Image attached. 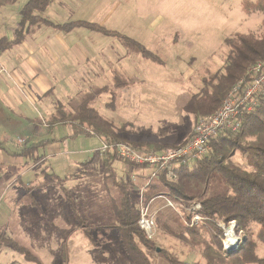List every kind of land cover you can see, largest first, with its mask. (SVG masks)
I'll use <instances>...</instances> for the list:
<instances>
[{
    "label": "rangeland",
    "instance_id": "374dc122",
    "mask_svg": "<svg viewBox=\"0 0 264 264\" xmlns=\"http://www.w3.org/2000/svg\"><path fill=\"white\" fill-rule=\"evenodd\" d=\"M67 1L75 0L62 2ZM78 1L75 5L78 7L75 8L74 5L73 7L78 13L80 12L82 17L108 23L107 28L137 41L152 53V58L135 55L134 48L131 53L118 39L103 38L87 30H76L70 35L59 32L61 37L55 39L57 52H59V47L63 52L71 51L70 44L73 42L71 40L78 39V42L82 41L80 44L83 55L89 60L84 62V65H79L75 61L70 62L62 57L61 60L66 66L60 60L59 67L53 70L57 90L49 96L38 93L31 96L32 99L34 98V111L40 119L36 121L37 127L43 132L49 131L48 118L56 111L58 100L67 102L69 96H75L83 89L91 87L94 78L93 81H97V77H93L92 74L93 71L98 70L93 61L96 60L103 66L105 64L110 71L123 72L126 70L128 79L132 78L130 72L134 69L141 77V81L134 87L117 92L114 110L108 108V104L112 102L109 93H103L96 106L100 114L112 121L118 128L124 127L122 135L132 140L160 142L170 146L181 145L193 133L197 122L195 115L186 112L184 107L194 95H199L203 89L208 88L216 75L223 73L228 53V48L224 43L225 39L235 33L252 32L260 36L263 29L264 11L245 7L246 1L254 3L257 0ZM101 5L104 6L101 7ZM56 9L60 10L57 4ZM72 10L74 9H63V14H59L60 19L54 20L55 23L60 24L67 20L70 22L73 17H81L75 13L69 16V11L73 14ZM100 40H113L115 43L111 48L109 43L104 44L105 41ZM131 46L132 44L129 49ZM108 49H111L114 54H102L97 59L92 58V54L102 53ZM64 54L69 56L71 52ZM107 60L110 61L111 66H106ZM103 66L100 69V84L105 82V79H102V71H105ZM64 76L67 80H64ZM0 100L4 104L2 108L0 104V135L8 133L13 142L25 139V144L19 142V145L24 148L37 142L32 138L33 126L25 122L18 114L19 112L10 111L3 97ZM61 131L62 129L57 128L49 137L61 138L62 141L57 142L58 144L54 147L51 144L39 149L36 158L45 159L48 151L68 152L65 155L66 158L75 155L73 152L78 151L75 148L76 144L65 138ZM8 145L13 146L10 142ZM36 158L35 160L31 157L18 160L0 153L1 236L13 239L19 245L30 249L29 251L41 264H62L60 253L63 242H66L69 247L70 262L68 264H114L109 262L121 261L123 258L128 260L127 253L122 249L118 240L117 231L109 234L102 230L92 231L91 242L98 244L99 248H94L90 240L82 234L72 239L68 238L69 233L76 230L78 224L74 221L70 206L64 199L65 191L72 194L80 217L89 220L86 224L88 227L117 224V218L108 203L109 193L95 166L69 163L62 168H52L50 164L57 158H51L43 161V164L36 166L35 170L23 177L22 169L27 166L26 164L31 165L36 162ZM232 161L242 166L246 164V158L240 153H237ZM32 173L38 175L42 173L44 176L55 175L59 179L44 186L40 191L28 190L25 184L32 182V186H35L40 181L36 179L40 178V175L36 177L32 176ZM19 175L23 177L22 183L25 184L13 181L14 177L18 178ZM42 177L41 175V179ZM148 177L150 181L153 179L152 171ZM155 180L158 181L157 178ZM225 191L226 186L219 177L215 176L206 192L200 193L193 201L175 199L166 194L168 190L163 186L156 191V195L157 197L164 195L170 200L172 198L178 200L177 202L180 201L182 204L180 208L184 215L188 212L187 209L193 206H199L202 211L203 199ZM29 195L43 203L48 216L46 219L38 215L31 205ZM159 208L161 215L169 216V218L162 220L158 216L156 219L155 216L157 234L150 241L156 250L145 252L151 264H170L164 253L157 252L158 248L167 253L177 254L181 261L188 263H195L197 259H201L200 255L190 253L184 243L179 240L180 238L170 234V230L176 235L180 234L183 229L182 225L187 226L171 208L166 207V200L157 198L151 206V211ZM222 222L226 223L216 217L207 222H200L194 227L215 226L222 231L219 237L222 245L224 231L217 225ZM17 226H20L19 230ZM253 230L254 233L257 231L255 228ZM235 233L241 245L244 235L237 231V223ZM113 244L117 247L112 248ZM222 252L224 253L223 249ZM257 253L264 257V244L257 243ZM199 261L204 262V260ZM0 264L34 263L26 261L21 253L2 242L0 243Z\"/></svg>",
    "mask_w": 264,
    "mask_h": 264
},
{
    "label": "trees",
    "instance_id": "16d2710c",
    "mask_svg": "<svg viewBox=\"0 0 264 264\" xmlns=\"http://www.w3.org/2000/svg\"><path fill=\"white\" fill-rule=\"evenodd\" d=\"M18 0H0V4H14ZM53 0H30L21 12V23L11 41L0 40V52L9 50L23 42L31 26H46L62 32H71L74 29L84 28L103 36L120 40L125 49L135 55L152 58V53L137 41H133L125 35L111 31L104 26L85 21L70 22L64 25L55 24L42 17ZM226 1V0H224ZM245 7L264 11V0L254 3L245 2ZM260 36L252 32L235 33L225 40L228 48L226 65L220 75H216L210 82L209 89L205 88L201 94L194 95L184 107L188 113L194 114L196 120L218 111L223 100L232 88L241 80L247 79L249 69L257 62L264 60V20ZM132 44L129 49V46ZM156 60V59H152ZM113 77V91H110L112 102L108 108L114 110V101L119 89L134 86V79H128L116 72ZM108 90L92 86L80 91L75 96H70L67 102L57 101V109L48 120L49 131L53 132L58 125L71 124L73 137L98 136L103 142H121L141 151H160L170 145L150 142H133L122 136L124 127L118 128L112 121L105 118L97 109V103L101 95ZM50 90L46 95H50ZM45 142L34 144L29 148L14 153L18 157H31L35 160L39 149L45 147ZM4 143L0 142V151H6ZM240 153L246 158V164H236L232 158ZM104 163L105 180L111 181L119 191V200L114 203V213L117 224L114 226L91 225L77 214L73 196L65 191V198L72 206L79 230L89 239H92V231L112 230L118 231L119 239L124 250L129 254L134 264H151L144 250H156V247L146 237L138 226L139 209L134 203L132 191L134 182L131 178L119 180L112 168L116 156L108 152ZM41 157L36 158V162ZM176 180H169L166 172H160L158 181H150L144 190V200L148 204L156 198V191L163 186L168 190L166 194L175 199L193 201L200 193L206 192L213 177H219L226 186V191L213 194L202 200V214L210 218H220L226 223L235 221L237 231L244 235V241L238 250L232 254H224L219 240L221 230L215 226L200 225L194 228L183 227L180 234L170 230V234L180 238L185 248L190 253L200 255L204 262L188 263L181 261L177 254L167 253L163 249L170 264H264V257L257 253V243L264 244V98L260 100L258 107L246 113L242 120V126L238 132L222 135L211 142L210 154L190 166H180L174 170ZM55 175L43 176L42 183L47 185L57 181ZM38 208L39 205L35 203ZM257 229L254 233L253 229ZM170 228H168L169 230ZM4 242L16 252L21 253L25 260L34 264L40 261L25 247L12 239L1 236L0 243ZM189 254V253H187ZM63 264L69 263V247L63 244Z\"/></svg>",
    "mask_w": 264,
    "mask_h": 264
},
{
    "label": "crops",
    "instance_id": "0c3cea01",
    "mask_svg": "<svg viewBox=\"0 0 264 264\" xmlns=\"http://www.w3.org/2000/svg\"><path fill=\"white\" fill-rule=\"evenodd\" d=\"M29 1L30 0H18L14 4H2V5L0 4V40L6 39V40L11 41L15 38V33H16L17 29L19 28V25H20L21 20H22L21 12H22L23 8L25 7V5ZM62 1H64V0H53L52 3L47 8V10L43 13L42 17L53 22V23H55V21L60 19L59 14L62 15L63 9H66V8L74 9V10H72L73 14L71 13V11H69V16H73L74 13L77 16H81L80 12L78 13L77 10L75 9L78 7V6H75L79 2L78 0L72 1L74 3L69 2V1H67V2H62ZM56 4L60 8V10L56 9ZM73 5L75 6V8L73 7ZM67 6H70V7H67ZM103 6L104 5H101V7H103ZM65 14L67 15L68 13L66 12ZM70 20H72L70 22L85 21V22H89V23H95V24H98L100 26H104L105 28H107L106 26L108 24V23L106 24L105 22H101L98 20L84 18L82 16L77 17V18L73 17ZM263 20H264V18H263ZM67 21H64L66 23H64L62 21V23H60V24H58V23H55V24L64 25V24L70 23ZM80 29L87 30L84 28H78V29H74L73 31H71L69 33H67V32H63V33L70 35L74 31L80 30ZM107 29L114 31L110 28H107ZM87 31H90V30H87ZM59 32H62V31H58V30H55L53 28L46 27V26L28 27L27 35L25 36L22 43L14 46L13 48H11L9 50L0 52V98L3 97L5 99L4 101L6 102L7 107L10 111L19 112L18 114L20 115V117H22V119L25 122H27L29 125H32L33 129H34V131L32 133V138L35 139L37 142H34L33 144L26 146V148H29L30 146H32L34 144H38L40 142H45V144H46L45 147H47L48 145H51V144L53 145V147L56 146V144L61 142L62 139L61 138H59V139L50 138L51 137L50 135L53 134L58 128V129H62L61 134H64L65 138H68V140H72V142H74V144H76L75 148H76V150H78V151L73 152V153H75V155H74L75 157L71 156L69 158L65 157V155L68 152L60 153V151H54V152L48 151V156L45 159H42L40 162H34L31 165L26 164L27 166L22 169L21 173L23 174V177H24V176H26V174L35 170L36 166L43 164V161H45L47 159H51V158H57V159H55V161H53L52 164H50V166L52 168H54V167H61L62 168L63 166H65L69 163H75V164L81 163V164H85V165L95 166L97 171H99L98 172L99 175L101 174L100 176L102 177L103 184L107 188V191H108L107 193H109L108 203H109V205H111L112 211L114 213V203H115V201L118 202L120 194H119L118 189L113 186L111 181L107 182L105 180L104 163L106 161V156H107L106 154L107 153L106 154H100L98 152L99 149L101 148L103 140L100 137L94 136V135L91 137H87V136L73 137L72 136L73 131H72L71 124L58 125L55 127L53 132H50V131L43 132L40 129H38V127H37L36 121L38 122L40 119L38 118L39 116H37V114L34 111L35 110L34 98L32 99L31 96L33 97V95L35 93H38V94L44 95V96H49V95H46L47 92H49L50 90H54V92H55V90H57V88L55 86L56 85L55 84V77L56 76H53V73H55L53 70H55L56 67L57 68L59 67V63H60V60L62 57L66 58L70 62L75 61V63L79 64V65H84V62L89 60L88 57H85L83 55L84 53L82 52V49H81L82 47L80 44L82 41L80 40L78 42L77 41L78 39L71 40V41H73L70 44L72 46L71 51L65 50V52H63V50L59 47V49H58L59 52H57L55 39L57 40L58 37L59 38L61 37L60 36L61 34H59ZM90 32L96 33V34L102 36L103 38H108V39L111 38V37L103 36L97 32H93V31H90ZM53 34H54V37H53ZM70 37H68V38H70ZM90 37L93 38L92 36H90ZM76 38H77V36H76ZM94 39H97V38H94ZM100 41H105L104 44L109 43L111 48L114 46V43H115V42H113V40H100ZM69 52H71V54L69 56H68V54H64V53H69ZM114 52H115V48H114ZM124 53H125V51H124ZM60 54H63V55H60ZM102 54H114V53L112 52L111 49L110 50L108 49L107 51L104 50L102 53L92 54V58L97 59V57L102 55ZM115 56H116V52H115ZM93 61H95L96 67L98 70L97 71L95 70V72L94 71L92 72L93 77L94 76L97 77V81H93L95 78L92 80V82H91V83H93L92 86H96L98 88H104V89L106 88L108 90L107 92L109 93L110 98H111L110 91L115 90L114 86H113L112 75L115 73L116 70H114V72L110 71L107 67H105V64L103 66L99 61H96V60H93ZM61 62H64V61L61 60ZM106 64H107L106 66H111L109 60L106 61ZM100 65L103 66L105 69V71L104 70L102 71L103 77H105V75H108L107 78L102 77V79H105V82L103 84L99 83L100 79H101L100 78V76H101L100 69L102 68ZM64 66H66L65 62H64ZM107 69L109 70L108 72H107ZM61 71H63V70H61ZM116 72H118V71H116ZM119 73L124 75L125 77L128 74V72L126 70L125 71L123 70V72L120 71ZM130 73L132 74L131 79H134V86H135L138 82L141 81V77L137 73L136 69L132 70ZM64 74H66V73H64ZM64 80H67L66 76H64ZM134 86H131V87H134ZM131 87H128V88H131ZM125 89H127V88L119 89L118 91L125 90ZM117 96H118V94H117ZM118 100H119V98H118ZM117 103H118V101H117ZM0 104H1V108H2L4 105L2 100H0ZM53 114H51L50 116H52ZM49 118H48V120H49ZM8 135H9L8 133L0 135V142L4 143V145H5L4 147L6 150V151H4V150L0 151V153H2L6 157H11V159L16 158L18 160H20V159L25 160L26 158H24V157H18L16 155H13L14 153H17V152H20L21 150L26 149V148L19 145V141L22 140L24 143L25 139H18L17 141L13 142ZM123 137L125 139H127L129 141H133V142H149V141L138 140V139L132 140L131 138H128L125 136H123ZM65 138L63 140H65ZM8 142H10L13 146H9ZM150 143H160V142H151L150 141ZM160 144H162V143H160ZM166 145H168V144H166ZM19 147H22L23 149L19 148ZM45 147H43V148H45ZM110 153L116 156V154H114L112 152H110ZM28 158H30V157H28ZM41 158H43V157H41ZM27 163H29V162H27ZM112 168L115 170V173H116L117 178L119 180H126L129 178H131L133 180L135 185L133 187L132 196H133L134 203L138 207L140 196H141V194H143V197H144V190H145L146 186H148V184L150 183L148 176H150L151 170L148 168H145V167H140V166L133 165V164L127 163L125 161H122L117 156H116V160H114V162L112 163ZM39 175L36 173H32V176L37 177ZM41 175L44 176L42 173H41ZM41 175H40V178H38V177L36 178L37 180L40 179V181L38 183H36L35 186H32V184H33L32 182H29L27 184L22 183L23 177L21 175H19L18 178L14 177L13 181L18 182L19 184L20 183L25 184V187L28 190H34L35 189L37 191H40L41 189L44 188V186H46V185H41L40 187H37L38 184L42 183L43 177L41 179ZM37 180H36V182H37ZM157 198L164 199L161 196L152 199L149 202L150 210H151L152 204L154 203V201ZM29 199H30L31 205L36 209L38 215L42 219L43 218L46 219L48 216H47V211H46L43 203L41 201L36 200L35 197L32 195H29ZM64 199H65L66 203H68L70 206L74 221L77 222L76 218H75V214H74L73 209H72V206L67 201L65 196H64ZM35 203H37L39 205L38 208L35 206ZM166 207H167V205H166ZM75 209L77 211L76 207H75ZM8 212H10V211H8ZM8 214H10V213H8ZM77 214H78V211H77ZM152 214L156 216V219H157V216L159 217V219L162 218V220L169 218V216L161 215V209L160 208L154 210L152 212ZM114 215H115V213H114ZM85 220L88 223L89 220L86 218H85ZM106 226H114V225H106ZM17 229L19 230L20 226L19 227L17 226ZM102 231H105L109 234V233H112L113 231H117V230L112 229L109 231H106V230H102ZM81 234L84 235V237L88 238L81 230H79L78 225H77L76 230L70 232L68 235V238L72 239L73 237H75L77 235H81ZM117 236H118V240L120 242L118 231H117ZM89 240H90V243L93 245L94 248H99L98 244H93L91 242V239H89ZM15 242H17V241H15ZM64 243H66V242L62 243V247H63ZM120 245H121V242H120ZM115 247H117V246L115 244H113L112 248H115ZM121 247H122V245H121ZM122 249L124 250L123 247H122ZM61 251H62V249H61ZM146 251H152V250H145V252ZM60 256H61V253H60ZM127 256L129 258L128 260L123 258L121 261H112L109 263L134 264L128 253H127ZM188 256H189V254H188ZM61 260H62V256H61ZM197 260L199 261L202 259H197ZM69 262H70V256H69ZM62 264H63V262H62Z\"/></svg>",
    "mask_w": 264,
    "mask_h": 264
},
{
    "label": "built area",
    "instance_id": "2783aa9c",
    "mask_svg": "<svg viewBox=\"0 0 264 264\" xmlns=\"http://www.w3.org/2000/svg\"><path fill=\"white\" fill-rule=\"evenodd\" d=\"M247 79L235 85L223 100L222 106L213 114L198 118L193 133L181 145L167 147L160 151H141L121 142H103L99 149L100 154L112 152L127 163L148 168L152 171V180L158 178L160 172H166L170 180H176L174 170L180 166H190L207 157L211 152L212 140L229 133L238 132L246 113L255 110L261 99L264 98V60L253 65ZM23 143L22 140L19 141ZM167 207L171 208L187 227H194L200 222L212 220L202 214L199 206L181 210L182 204L175 199L162 195ZM138 226L149 240L157 234L155 215L146 204L143 194L139 199ZM224 231L222 249L226 255L238 250L240 239L236 236V222L218 223Z\"/></svg>",
    "mask_w": 264,
    "mask_h": 264
},
{
    "label": "water",
    "instance_id": "95a60500",
    "mask_svg": "<svg viewBox=\"0 0 264 264\" xmlns=\"http://www.w3.org/2000/svg\"><path fill=\"white\" fill-rule=\"evenodd\" d=\"M160 251H161V249H160V248H158V249H157V252H160Z\"/></svg>",
    "mask_w": 264,
    "mask_h": 264
}]
</instances>
